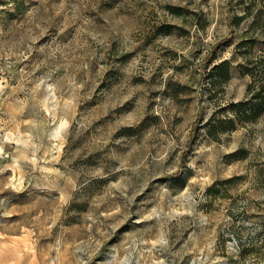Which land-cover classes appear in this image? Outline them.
<instances>
[{
  "label": "rangeland",
  "instance_id": "1",
  "mask_svg": "<svg viewBox=\"0 0 264 264\" xmlns=\"http://www.w3.org/2000/svg\"><path fill=\"white\" fill-rule=\"evenodd\" d=\"M0 264H264V0H0Z\"/></svg>",
  "mask_w": 264,
  "mask_h": 264
}]
</instances>
